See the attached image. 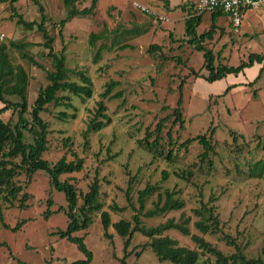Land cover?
<instances>
[{"label": "rangeland", "instance_id": "1", "mask_svg": "<svg viewBox=\"0 0 264 264\" xmlns=\"http://www.w3.org/2000/svg\"><path fill=\"white\" fill-rule=\"evenodd\" d=\"M38 1L45 8L46 28L55 38L54 49L57 52L63 49L68 67L84 70L93 80V97L83 101L72 95L75 109L52 103L42 112L50 125L44 157L51 163L64 155L69 160L77 156L85 160L83 170L61 177L75 184L79 204L90 183L98 178L104 210L111 213L113 222L126 219L134 223L133 217L139 213L142 224L151 227L170 218L180 222L182 217H190L191 232L204 236L224 254L236 252L235 245L228 242L229 235L249 258L264 260V172L261 176L251 175V168L264 162V72L256 83L248 84L256 78L262 64L256 63L238 76L228 75L215 82L197 76H206L208 71L204 68V52L188 41L192 37L185 32V20L193 0H189L188 8H182L188 0H170V9L162 0H98L93 12L78 14L63 27L60 22L68 12L73 8H90L92 0H76L74 6L65 0ZM134 2L165 19L141 11ZM15 5L27 20H41L36 0H18ZM9 8L10 2L0 3V45L32 42L33 46L25 50L52 70V59L43 45L42 33L36 28L29 30L18 25L10 18ZM230 22L228 15L219 16L213 38L205 41L218 56L216 63L236 66L252 52L264 54V8L249 10L239 31ZM211 26V13L206 12L197 28L198 34ZM133 29L140 32H128ZM144 29L148 32L142 34ZM154 43L160 49L150 53L148 49ZM124 44L129 47L122 49L120 46ZM98 49L101 55L95 61ZM9 52L14 63L23 65L30 76L31 110L40 89L49 83L47 72L24 58L20 48L11 46ZM111 80L119 81L114 92H123L122 98L106 100L111 123L100 131L86 132L100 94ZM234 84L237 86L223 94ZM181 96L185 121L182 128L174 115ZM61 111L70 115L61 117ZM73 113L76 118L71 116ZM2 116L13 123L18 120V113L13 109ZM26 116L30 117V113ZM161 119H165L162 146L165 148H159L163 155L157 156L141 145L139 139L149 129L155 130ZM213 128L214 151L206 160L201 158L204 149L197 141L178 149L189 137L200 134L210 137ZM170 129L175 138L173 146L168 144ZM25 134L28 142L33 140L30 132ZM167 147L174 149L172 160L167 158ZM19 181L30 193L28 206L20 207V200H16L15 206L4 203L5 222L11 228L0 222V264H72L84 259L86 256L77 244L61 237V231L69 223L65 192L53 186L48 173L42 170L34 174L29 184L25 174ZM147 185L157 190L147 198L141 213L138 195ZM167 190L183 199L184 207L155 216L145 215L154 208L160 193L164 199ZM211 195L218 197L215 204L221 228L203 234L195 226L198 217L194 209L202 200L207 202ZM114 204L124 210L112 209ZM95 215L88 229L75 233L84 235L85 243L93 251L91 264H122L126 252L128 264H173L161 261L149 244L150 238L141 232L134 234L125 250V238L113 226L108 230L112 237L105 236L100 213ZM18 224L20 228L13 229ZM165 234L178 240L180 245L197 248L191 235L177 229L167 230ZM215 261L213 255L201 253L202 264H216Z\"/></svg>", "mask_w": 264, "mask_h": 264}, {"label": "trees", "instance_id": "2", "mask_svg": "<svg viewBox=\"0 0 264 264\" xmlns=\"http://www.w3.org/2000/svg\"><path fill=\"white\" fill-rule=\"evenodd\" d=\"M18 0H0L2 2H10V18L15 20L18 25L24 26L26 29H37L40 31L45 39L43 45L48 49V56L52 59V70L46 69V67L33 57L28 47L33 46L34 43H18L11 42V45L2 43L0 45V101L3 106L0 108V222L4 227L11 228V226L5 222V216L3 208L6 204L15 206L16 200H20L19 206L24 208L28 206L27 201L30 197V193L25 191V187L19 181V177L23 174L26 176V182L29 184L34 174L37 171H45L48 173L50 183L61 191L65 192L68 200L67 215L69 218L68 227L66 230L61 231V237L67 238L73 243L77 244V247L85 254L84 259L76 260L72 264H91L94 254L93 251L85 243L84 235H75L76 232L88 229L94 222L95 214L100 213V219L105 230V236L112 237L109 233L110 226H113L118 234L125 238L124 245L127 250L131 244L132 238L136 232H141L145 236L150 238V246L161 261H170L173 264H202L200 262L201 253H208L216 258V264H264L262 258H249L241 249V246L236 242L234 238L227 236L228 242L234 244L236 252L231 255L224 254L220 249L214 246L210 241L202 235L192 233L188 226L191 221L190 217H182V221L177 222L174 218L168 219L166 222L157 226L146 227L142 224L139 213L134 215V223L131 220L121 219L113 222L111 213L104 210V203L101 201V184L98 178H95L89 186V190L83 194V202L79 204V193L77 187L70 180H62L63 174L74 173L83 170L85 160L83 157L77 156L76 159L69 160L66 155L62 156L56 163H51L44 157V153L48 150V135L50 133V125L46 119L43 118L42 112L47 110L49 104L55 106H64L66 108H76L73 103L72 95L80 97L83 101L93 97L94 88L93 80L90 75L84 70L71 69L67 65V58L65 51L62 49L57 52L53 44L55 38L50 35L46 28L47 17L45 14V8L38 0L36 4L39 5V11L41 14V20H27L17 9L15 3ZM76 0H65L66 4H72L74 6ZM166 8H171L170 0H162ZM189 0L182 8H188ZM98 0H92L90 8L77 10L72 9L68 12L65 19L61 20V26L65 24L74 16L78 14H87L93 12L97 7ZM189 16L185 20V32L189 37H192L188 41L195 45V48L204 52L205 63L204 68L208 71V75L200 76L196 72L197 76L203 77L208 82H215L226 78L228 75H236L245 72L246 68L254 66L256 63L262 64L259 73L256 78L249 82V85L256 83L264 72V54L252 52L247 60H242L239 65H230L226 63H216L218 56L213 49L205 45L206 39H212L217 28V18L222 15H227L223 11H216L211 13L212 26L209 30L198 34L197 28L202 23L203 15L196 14V0H193L190 4ZM61 31V30H60ZM129 33L140 32V29L129 30ZM148 32L147 29L143 30V33ZM140 34V35H142ZM94 36V35H92ZM93 41V40H92ZM14 46L22 50L21 54L24 58L29 59L36 66L46 70L49 83L40 89L33 107L29 110V74L25 67L21 64H15L11 58L9 48ZM122 49L129 47V45H121ZM160 49V45L151 44L148 51L153 53ZM101 55V49H98L96 53L95 61ZM119 85V81H109L104 91L100 94L101 99L97 103V107L94 116L90 120L87 131H100L111 123V118L107 113L108 106L107 99H119L123 97L122 90L114 92L115 88ZM237 84L229 85L225 92L230 91L232 87ZM9 97H17V100L10 99ZM178 106L174 110L176 117L175 122L180 123V128L184 126V119L181 106L183 104L182 96L177 102ZM13 109L18 113L17 122L6 121L3 118V113ZM30 113V117L26 114ZM61 117H68L70 114L66 111L60 112ZM76 118V113L71 115ZM164 123L165 119H161L157 123L155 130L145 134L144 137L139 139V143L146 146L155 155H163L159 148H165L163 146L164 136ZM25 131L32 134L33 140L28 142L26 140ZM215 132V128L212 129V135L207 137L205 134H200L194 137H189L186 141L178 145V149H182L185 145H190L193 142H199L203 147L201 154L202 160H206L210 153L214 151V145L212 143V136ZM168 144L173 146L175 144V138L172 133V129L167 132ZM236 140V137H234ZM169 147H167L168 150ZM174 149L171 147L167 151V158L172 160ZM212 164V162H211ZM264 172V162H258L251 168L252 176H261ZM166 177V176H165ZM130 187L127 191L129 193ZM157 190L155 186L147 185L144 189L139 191V211L142 213L145 210V204L147 198ZM20 194L21 197H20ZM174 191L167 190L163 199V194H159L158 200L155 202V206L152 209L147 210L144 214L147 216H155L163 214L171 210L182 209L185 202L180 197H175ZM218 197L211 195L210 199L201 201V205L194 209L195 215L198 219L195 221V226L203 234L209 232L220 231L221 222L219 214L217 213V206L215 202ZM4 203H6L4 205ZM114 210H124L123 207L112 205ZM24 222V221H23ZM22 222V223H23ZM19 224L13 229H18ZM170 229H177L184 235H191L192 240L196 243L197 248H190L179 244V241L166 235L165 232ZM126 252L124 258L121 259L122 264L127 263Z\"/></svg>", "mask_w": 264, "mask_h": 264}, {"label": "built area", "instance_id": "3", "mask_svg": "<svg viewBox=\"0 0 264 264\" xmlns=\"http://www.w3.org/2000/svg\"><path fill=\"white\" fill-rule=\"evenodd\" d=\"M133 4L135 7L140 8L141 11L158 14L138 2ZM259 8H264V0H196V14L223 11L230 17V23L236 31H239L246 13L249 10H257ZM158 15L160 19H165L164 16Z\"/></svg>", "mask_w": 264, "mask_h": 264}, {"label": "crops", "instance_id": "4", "mask_svg": "<svg viewBox=\"0 0 264 264\" xmlns=\"http://www.w3.org/2000/svg\"><path fill=\"white\" fill-rule=\"evenodd\" d=\"M247 14V13H246ZM245 18V17H244ZM259 64V63H258ZM260 66H261V64H260ZM232 75V74H231ZM240 75V74H239Z\"/></svg>", "mask_w": 264, "mask_h": 264}]
</instances>
